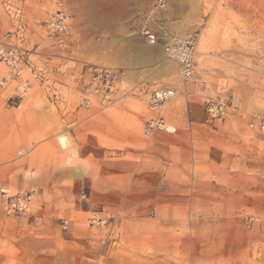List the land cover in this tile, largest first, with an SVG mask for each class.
<instances>
[{
	"label": "rangeland",
	"instance_id": "obj_1",
	"mask_svg": "<svg viewBox=\"0 0 264 264\" xmlns=\"http://www.w3.org/2000/svg\"><path fill=\"white\" fill-rule=\"evenodd\" d=\"M59 8L61 47L44 27ZM187 39L192 82L165 52ZM7 42L122 76L88 107L72 75L57 102L51 82L14 105L0 93V189L32 201L27 220L0 209V264H264V235L243 226L264 217V147L248 127L264 114V0H0ZM155 91L170 95L151 108ZM214 98L228 99L221 121L205 112ZM152 118L174 132L146 135Z\"/></svg>",
	"mask_w": 264,
	"mask_h": 264
},
{
	"label": "built area",
	"instance_id": "obj_2",
	"mask_svg": "<svg viewBox=\"0 0 264 264\" xmlns=\"http://www.w3.org/2000/svg\"><path fill=\"white\" fill-rule=\"evenodd\" d=\"M161 3V1H159ZM61 7V5H60ZM44 27L54 33L62 42L68 39L71 31V17L62 8L57 9L44 22ZM19 31H23L21 24L18 26ZM149 43L154 44L155 35L147 32ZM14 37V33L6 35L7 41ZM194 43L192 39L168 44L165 52L168 57L177 60L180 66V79L183 82H192L194 80V62H193ZM31 52L24 47H19L11 43H0V64L4 67V75L0 77V93L9 90L8 101L11 104L19 103L26 98L36 83L40 87L46 83L45 75L52 73L56 65L51 58L45 57L44 61L34 62L30 59ZM74 66L72 82L79 88L83 95L80 105L88 107L90 98L96 96L99 98V104L104 102L106 91H111L120 82L122 72L118 69L106 68L97 65H90L74 59H70ZM55 78V77H51ZM79 86V87H78ZM50 94L48 98L52 101H60L61 97L57 93L58 89L53 87L52 83L46 86ZM170 95L166 91H155L149 97L151 108H157ZM229 104L227 98H214L205 104V112L211 119L221 121L228 113ZM251 130H255L263 143L264 147V114L258 115L254 121L248 124ZM171 128V129H170ZM160 130L166 133H173V127L169 126L160 118H152L145 124V134L152 135L155 131ZM22 157V152L18 153ZM31 196L22 193L9 194L8 191L0 189V209L3 214L14 220H27L31 210ZM89 223H102L95 217L88 220ZM243 226L247 231H258L264 235V217L257 215H248L243 218Z\"/></svg>",
	"mask_w": 264,
	"mask_h": 264
},
{
	"label": "crops",
	"instance_id": "obj_3",
	"mask_svg": "<svg viewBox=\"0 0 264 264\" xmlns=\"http://www.w3.org/2000/svg\"><path fill=\"white\" fill-rule=\"evenodd\" d=\"M22 27H23L24 32L29 30L27 22H25V23L22 22ZM26 44H27V42H26ZM55 46L61 47L62 43H60V41L56 40ZM29 57L34 62L40 61V59H39L40 55L38 53H36V51H33L31 54H29ZM51 59L54 62V64L56 65V68L53 69L52 73H48L45 75L46 83L51 82L53 87H55L56 89L59 87H64V85L61 81L64 79H68V77L70 75H73V73H74V66L68 65V63H71L70 59H72V58L67 57L63 54H59V55L52 56ZM50 76L55 77V78L53 79ZM18 153H17V156H18ZM23 155L24 154L22 152V156Z\"/></svg>",
	"mask_w": 264,
	"mask_h": 264
},
{
	"label": "bare ground",
	"instance_id": "obj_4",
	"mask_svg": "<svg viewBox=\"0 0 264 264\" xmlns=\"http://www.w3.org/2000/svg\"><path fill=\"white\" fill-rule=\"evenodd\" d=\"M150 50V49H149ZM144 51H147L148 52V48H145V50ZM171 129V128H170ZM63 141V140H62ZM64 143V142H63ZM19 153H21V152H19Z\"/></svg>",
	"mask_w": 264,
	"mask_h": 264
}]
</instances>
